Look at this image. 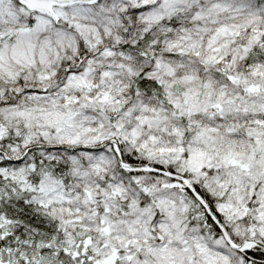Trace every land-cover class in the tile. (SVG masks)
<instances>
[{
    "label": "snow or ice",
    "instance_id": "1",
    "mask_svg": "<svg viewBox=\"0 0 264 264\" xmlns=\"http://www.w3.org/2000/svg\"><path fill=\"white\" fill-rule=\"evenodd\" d=\"M0 264H264V0H0Z\"/></svg>",
    "mask_w": 264,
    "mask_h": 264
}]
</instances>
